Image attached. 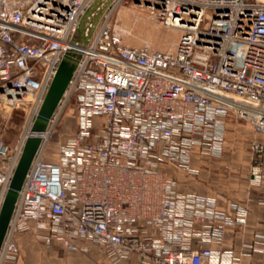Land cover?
<instances>
[{"label": "built area", "instance_id": "obj_1", "mask_svg": "<svg viewBox=\"0 0 264 264\" xmlns=\"http://www.w3.org/2000/svg\"><path fill=\"white\" fill-rule=\"evenodd\" d=\"M122 1L0 0V109L25 112L16 145L0 131V211L26 140L41 137L0 264L21 231L109 264H264L245 263L264 253V232L241 250L222 246L248 225L245 202L225 208L224 194L182 190L173 175L199 178L200 163L223 157L230 119L245 120L264 214V0H139L180 30L172 49L127 44L113 20ZM63 60L75 64L68 86L45 130H33ZM70 100L76 130L48 159Z\"/></svg>", "mask_w": 264, "mask_h": 264}, {"label": "rangeland", "instance_id": "obj_2", "mask_svg": "<svg viewBox=\"0 0 264 264\" xmlns=\"http://www.w3.org/2000/svg\"><path fill=\"white\" fill-rule=\"evenodd\" d=\"M119 5L114 10L113 20L121 24L126 30V43L172 49L174 43L180 38V30L165 27L155 16L151 15L150 8L140 4L139 1L123 0ZM0 111V131H4L5 141L16 145L23 131L25 112L23 109L12 108L0 109ZM75 130V103L70 100L49 140L46 150L48 159L56 158L60 143L72 135ZM255 136L254 129L248 122L242 119H230L224 159H229V164L234 162L237 166L236 169L241 172L242 179L246 178L250 168V145ZM200 165H206V170H201L199 178H192L196 183L201 186L211 183L213 186L223 181V157L209 160L205 164L200 163ZM211 170L213 172H210ZM173 175L181 181L184 173L176 171Z\"/></svg>", "mask_w": 264, "mask_h": 264}, {"label": "crops", "instance_id": "obj_3", "mask_svg": "<svg viewBox=\"0 0 264 264\" xmlns=\"http://www.w3.org/2000/svg\"><path fill=\"white\" fill-rule=\"evenodd\" d=\"M224 155L223 181L213 186H211V183L201 186L191 177L184 174L185 177L183 176L179 187L182 190L203 192L211 195H215L218 192L222 193L225 195V199H221L220 204L225 208H228L230 201L245 202L249 206L251 213L248 225L244 228L230 229L222 245L223 248H234L238 251L243 248L245 241L253 237L254 232H264V224L260 223V219L264 217V214L258 204L262 186L250 184L249 170L246 178L242 179L241 172L236 169L237 166L234 162L229 164V159H224ZM196 165L198 166V162ZM202 167L203 170H206V165ZM210 172H213V170ZM16 239L19 251L16 254H11L4 264H109L106 258L94 249L89 252L82 249L69 250L59 241L46 244L32 231L18 232ZM256 260L264 261V253H257L251 259H245V263Z\"/></svg>", "mask_w": 264, "mask_h": 264}, {"label": "water", "instance_id": "obj_4", "mask_svg": "<svg viewBox=\"0 0 264 264\" xmlns=\"http://www.w3.org/2000/svg\"><path fill=\"white\" fill-rule=\"evenodd\" d=\"M139 1V0H137ZM75 64L68 60H63L57 74L53 79L49 90L40 108L38 118L33 126V130H45L48 119L55 111L69 80L73 74ZM41 143V137L30 136L24 145L20 161L11 179L8 192L0 211V249L6 237L8 227L16 206L19 192L24 184L26 175L31 167L34 156Z\"/></svg>", "mask_w": 264, "mask_h": 264}, {"label": "bare ground", "instance_id": "obj_5", "mask_svg": "<svg viewBox=\"0 0 264 264\" xmlns=\"http://www.w3.org/2000/svg\"><path fill=\"white\" fill-rule=\"evenodd\" d=\"M33 135V134H32Z\"/></svg>", "mask_w": 264, "mask_h": 264}]
</instances>
